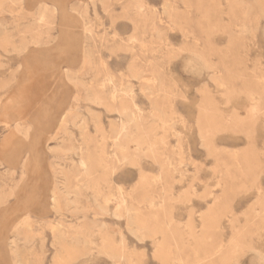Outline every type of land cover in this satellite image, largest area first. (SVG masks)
Returning <instances> with one entry per match:
<instances>
[{"label":"rangeland","instance_id":"1","mask_svg":"<svg viewBox=\"0 0 264 264\" xmlns=\"http://www.w3.org/2000/svg\"><path fill=\"white\" fill-rule=\"evenodd\" d=\"M23 2L0 0V264H264V0ZM79 121L106 166L82 171Z\"/></svg>","mask_w":264,"mask_h":264},{"label":"bare ground","instance_id":"2","mask_svg":"<svg viewBox=\"0 0 264 264\" xmlns=\"http://www.w3.org/2000/svg\"><path fill=\"white\" fill-rule=\"evenodd\" d=\"M34 1V0H33ZM24 2H25V0H24ZM23 2V3H24ZM41 2V1H40ZM26 3V2H25ZM40 9H42V16H43V14L45 13V14H49V13H47V12H49V9L47 8V5L45 4V3H41L40 4ZM51 11V10H50ZM87 53H85V55H86ZM89 57H90V55H88ZM84 57V56H83ZM88 59V58H87ZM85 61V60H84ZM90 63H91V61H90ZM90 63H89V65H90ZM87 64H88V62H87ZM54 70V69H53ZM96 72V71H95ZM51 73H52V71H51ZM54 74V73H53ZM67 78V77H66ZM56 80V79H55ZM123 99H122V101H120V99H119V96H117V94H115V92H112V93H110V102L114 105L116 102H118V104H119V106H121V104H123ZM126 103V102H125ZM126 105V104H125ZM124 104H123V106H125ZM122 108H125V107H122ZM126 109V108H125ZM24 110V109H23ZM121 110V109H120ZM126 110H128V108L126 109ZM122 111H123V109H122ZM122 114L123 115H128V118H131L132 117V114H131V112H128L127 113V111H125V112H122ZM76 117H78V116H73V115H71V116H66V117H64L61 121H60V124H62V128H64L65 130H69V125L73 128L74 126V122H75V120H76ZM79 123H80V121H79ZM85 125H86V123L85 122H81L80 123V125L78 126V129H79V136L82 138L81 140H83L82 141V143H83V146H84V148H80V150H81V153H80V156L81 157H84V159H81L80 160V166H81V168H82V171L84 170L85 172H88V171H90V169H92L93 170V167L95 166H98L99 168H102L103 167V164H104V166H106V164H105V156H107L106 155V153L104 152V149H103V147H100L99 149H97L95 152H94V154H92L90 151H89V147H88V145H89V143H88V141L86 140V138L85 137H87L86 136V134H85V132L83 131L85 128ZM18 132V131H17ZM102 132V131H101ZM70 138V135H68V139ZM70 143V142H69ZM73 146V145H72ZM115 146L117 147L118 145L115 143ZM73 148V147H72ZM47 149V148H46ZM94 156H97L95 159H94V161L93 162H91L90 164L88 163V162H86V161H91V157H94ZM99 156V157H98ZM113 157V156H112ZM86 163H88V164H86ZM93 163V164H92ZM92 164V168H90L91 165ZM88 165V166H87ZM49 166H50V168H49V172L50 173H53V176H54V179H55V181H54V190H51V196H50V200H51V206H52V208H53V210H54V212H55V214H60L59 212V210L60 209H57V205H58V203H59V205L62 207V205H63V203L65 204V205H70V204H72L73 202L70 200V198H69V192L68 191H66L65 189L64 190H59V186H58V182L56 181V176H57V174H61L60 172L61 171H59L58 170V168H57V166H56V164L53 162V160H51L50 161V164H49ZM61 170H63V169H61ZM91 170V171H92ZM86 176V178H87V176H88V178L90 179V175H85ZM21 178V177H20ZM62 181V180H61ZM64 182V181H63ZM17 184H18V181H17ZM61 184V183H60ZM62 186H63V184H62ZM64 187V186H63ZM70 191V190H69ZM77 198V197H76ZM78 199V198H77ZM76 199V200H77ZM75 200V199H74ZM80 201V200H79ZM60 207V208H61ZM50 209H51V207H50ZM67 211V210H66ZM69 212V211H68ZM104 213V212H103ZM19 234L18 233H16V236H18ZM19 237V236H18ZM26 237V236H25ZM28 237H26V238H24L23 237V239L25 240V239H27ZM22 239V238H21ZM28 240V239H27ZM28 242V241H27ZM14 243V242H13ZM11 255L13 256V257H15V259L14 260H16V261H14V263L13 264H20V262H18V259H17V257L15 256V252L14 251H12L11 250ZM13 261V260H12Z\"/></svg>","mask_w":264,"mask_h":264}]
</instances>
